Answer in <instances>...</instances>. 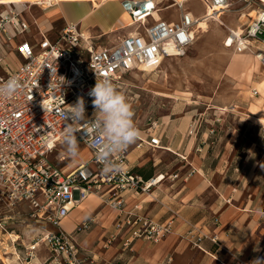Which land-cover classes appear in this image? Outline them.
I'll list each match as a JSON object with an SVG mask.
<instances>
[{"label": "built area", "instance_id": "1", "mask_svg": "<svg viewBox=\"0 0 264 264\" xmlns=\"http://www.w3.org/2000/svg\"><path fill=\"white\" fill-rule=\"evenodd\" d=\"M235 0H208L212 8H222L223 13ZM247 7L256 5L257 15L238 34L228 29L224 46L238 54H250L264 69V1L240 0ZM179 9L178 21L167 23L154 20L158 11L149 0H122V8L131 25L142 32L123 37L110 48H95L94 38L82 32L76 24H67L54 40L41 34L36 43L22 40L13 49L20 59L14 61L9 45L24 34L28 26L22 20L18 3L0 4V89L14 87L11 95H0V203L13 209L26 204L31 216L55 228L46 241L52 252L64 264H96L77 245L74 236L61 228L69 212L77 208L90 195L99 194L102 186L110 190H131L146 193L158 178L144 180L131 173L127 166L126 149L113 152L106 164L120 166L121 171L105 173L101 159L108 156L107 146L90 95L97 79L109 78L117 90L124 75L142 65L156 69L162 60L181 58L192 45L198 28V19ZM217 13V16L215 15ZM205 19L218 20L220 12ZM154 21L150 23L149 21ZM84 101L85 113L80 119L66 118L70 107ZM197 124L192 123L189 136L196 135ZM90 152V160L73 170L64 172L50 159L65 134L72 135ZM151 148H162L158 136L149 127ZM137 139H139L137 137ZM93 220L82 223L79 231L88 230ZM185 235L192 247L203 240L220 247L217 236H206L197 224L187 223ZM125 229L127 248L132 242L142 240L158 244L173 233L172 222L158 223L146 216L127 214L115 224V234L109 236L105 247ZM234 264H247L234 256Z\"/></svg>", "mask_w": 264, "mask_h": 264}, {"label": "crops", "instance_id": "2", "mask_svg": "<svg viewBox=\"0 0 264 264\" xmlns=\"http://www.w3.org/2000/svg\"><path fill=\"white\" fill-rule=\"evenodd\" d=\"M169 1L171 3L165 5ZM189 1H185L183 9L198 20L201 16L205 19L208 0H195L204 8L200 16L186 7ZM153 2L158 9L153 14L154 20L178 21L168 22L160 16L171 10L179 15L176 0ZM21 3L16 5L20 10L24 7L21 17L28 29L8 46L14 61L20 59L13 54L19 42L36 43L41 34L54 40L67 24H76L88 36L104 38L110 47L125 36L142 32L131 22L124 24L129 16L123 11L122 0L30 1L27 4L51 7L40 19L32 20L28 17L30 8L23 4L25 2ZM58 22L62 26L55 29L53 24ZM193 122L197 124V121L185 120V124L174 125L177 121L162 131H153V136H158L161 143L171 144L173 149H164L163 145L161 149L148 147L144 143L148 140L146 131L144 136H138L139 139L126 148L127 166L131 173L144 180L159 178L148 192L137 194L131 190L114 191L102 186L98 195L88 197L61 222V225L68 226L66 230L62 229L74 236L77 245L92 256L96 264H234V256L251 264L257 257L264 258V149L258 145L259 140L251 142L250 151L242 152L244 167L238 171L234 166L238 164L237 152L216 154L212 158L207 149H196L197 138L205 142L210 130L189 136L188 130ZM170 126L173 129L168 131ZM260 140L264 141V136ZM63 143L64 140L56 149ZM51 155L49 159L53 162ZM76 157L82 161L86 154ZM56 160L64 163L58 156ZM58 167L68 172L64 167ZM127 214L146 216L161 224L172 222L173 233L156 245L136 240L123 248L124 229L105 247L109 236L115 234L116 222ZM91 219L93 223L88 230L77 231L82 223ZM187 223L197 224L206 236H217L220 247L207 239L198 247H192L185 238L189 231Z\"/></svg>", "mask_w": 264, "mask_h": 264}, {"label": "rangeland", "instance_id": "3", "mask_svg": "<svg viewBox=\"0 0 264 264\" xmlns=\"http://www.w3.org/2000/svg\"><path fill=\"white\" fill-rule=\"evenodd\" d=\"M30 1L35 0H18L30 8V20L40 19L51 9L45 4H27ZM186 7L197 16L204 12L195 0L189 1ZM256 7H247L243 1L235 0L223 13L225 7L215 10L208 5L207 12L219 11L220 18L207 23L208 32L198 33L183 57L164 59L150 71L133 68L124 75L118 90L131 106L139 136H144L149 127L152 131H162L173 122L178 121L174 125H179L185 124V120L197 121L196 134L208 129L210 132L205 142L197 138L196 149H207L212 158L216 154L237 152L238 164L234 166L238 171L244 167L242 152L250 151L251 142L259 140L258 145L264 149V141L260 140L264 136V91L260 88L264 83V69L250 54H238L224 46L228 29L241 31L251 21L248 14ZM160 16L168 22L178 19L175 10ZM129 23L128 17L124 24ZM53 25L55 29L62 26L60 22ZM93 38L95 48H110L104 38ZM172 129L167 127L168 131ZM161 144L164 149L173 147L165 142ZM66 148L63 143L53 152L54 164L71 171L90 160L88 149L79 141L77 156L86 154L84 160L70 156ZM62 153L66 155L62 156ZM56 156L64 163L60 164ZM36 220L26 204L10 209L0 203V264H64L46 241L49 232H54L55 228ZM61 228L66 230L68 226L62 224Z\"/></svg>", "mask_w": 264, "mask_h": 264}, {"label": "clouds", "instance_id": "4", "mask_svg": "<svg viewBox=\"0 0 264 264\" xmlns=\"http://www.w3.org/2000/svg\"><path fill=\"white\" fill-rule=\"evenodd\" d=\"M14 91V87L7 86L0 89V95L8 96ZM90 95L93 97L92 106L96 113L101 128L104 133V141L107 145L104 151L108 156L100 160L104 165L103 171L119 172L120 166H113L106 164L113 152H123L130 144L134 143L139 136V131L135 127L132 117L133 112L130 104L127 102L125 95L117 90L113 82L109 78L97 79ZM69 115L66 118L80 119L84 116L85 106L84 101L81 99L73 107H70ZM64 144L67 145V152L70 156L77 155L78 141L72 135L65 134ZM251 264H264V258L257 257Z\"/></svg>", "mask_w": 264, "mask_h": 264}, {"label": "bare ground", "instance_id": "5", "mask_svg": "<svg viewBox=\"0 0 264 264\" xmlns=\"http://www.w3.org/2000/svg\"><path fill=\"white\" fill-rule=\"evenodd\" d=\"M13 2H11V3H19L18 2V0L16 1V0H12ZM149 1H151V2H153V0H149ZM184 0H180L179 2H183ZM185 1H187V0H185ZM7 4V2H5V0H0V4ZM155 3V2H154ZM213 9H215V10H218V9H220V8H213ZM205 11H208V10H206L205 9ZM155 13H157V12H155ZM211 13H214V12H209L208 14H211ZM216 15V14H215ZM256 15H257V11L256 10H252L249 14H248V17H250V18H254V17H256ZM217 16V15H216ZM200 18V17H199ZM203 17L201 16V19H199L198 20V28H199V30H198V33H207L208 32V30H207V28H208V25H207V21H206V19H202ZM198 19V18H197ZM235 32H237L238 34L240 33V30H238V31H235ZM134 34V33H133ZM197 40V39H196ZM139 68V67H138ZM139 70H141V71H150V70H152L150 67H148V66H145V65H142V66H140V69ZM260 88H261V90L262 91H264V83H261V85H260ZM60 156H61V154H59ZM58 155V156H59ZM63 155H66V154H64V153H62V156ZM59 158V157H58ZM159 179V178H158ZM92 196V195H91Z\"/></svg>", "mask_w": 264, "mask_h": 264}]
</instances>
